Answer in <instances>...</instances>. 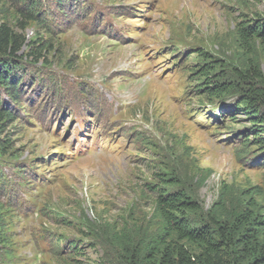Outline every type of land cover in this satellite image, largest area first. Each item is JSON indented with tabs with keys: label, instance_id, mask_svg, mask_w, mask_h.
Wrapping results in <instances>:
<instances>
[{
	"label": "rangeland",
	"instance_id": "obj_1",
	"mask_svg": "<svg viewBox=\"0 0 264 264\" xmlns=\"http://www.w3.org/2000/svg\"><path fill=\"white\" fill-rule=\"evenodd\" d=\"M262 18L264 0H0L19 84L0 86V264L143 259L165 192L194 224L264 221V127L239 107L264 44L238 35Z\"/></svg>",
	"mask_w": 264,
	"mask_h": 264
},
{
	"label": "trees",
	"instance_id": "obj_2",
	"mask_svg": "<svg viewBox=\"0 0 264 264\" xmlns=\"http://www.w3.org/2000/svg\"><path fill=\"white\" fill-rule=\"evenodd\" d=\"M238 35L247 45L253 40L264 44V18L241 23ZM3 43L9 47L8 36ZM18 51L14 47L10 48V54L15 55ZM16 69V66L0 64V86L4 90L19 91V84L14 82L12 76ZM245 77L262 82L259 74V78L254 75ZM248 81L246 80L247 83ZM206 89L210 92L214 89L212 94L216 96H222L229 90L221 86H208ZM245 97L239 107L257 123H261L260 127H264V114L258 110V104L264 103L263 88L250 87ZM10 116L11 112L0 102V122ZM255 132L264 145V139L261 138L264 129H257ZM247 142L248 139L244 141V145ZM157 209L164 221L163 236L158 238L152 248L153 252L140 260L132 257L131 264H264V221L256 219L253 214L244 212L233 223L221 222L212 217L206 224H194L189 216L197 214L201 208L182 192L160 194ZM71 247L74 249L75 245ZM192 247L199 253L192 250Z\"/></svg>",
	"mask_w": 264,
	"mask_h": 264
}]
</instances>
